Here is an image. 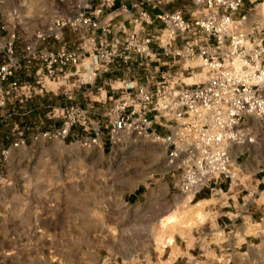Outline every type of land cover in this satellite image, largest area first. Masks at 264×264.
Returning <instances> with one entry per match:
<instances>
[{
    "label": "rangeland",
    "instance_id": "obj_1",
    "mask_svg": "<svg viewBox=\"0 0 264 264\" xmlns=\"http://www.w3.org/2000/svg\"><path fill=\"white\" fill-rule=\"evenodd\" d=\"M74 5L75 0H0V62L10 46L17 57L14 78L47 97L36 102V116L26 100L12 96L3 113L8 120H0V264H264V183L253 182L264 176V125L254 124L256 143L231 148V178L194 195L181 192L175 186L181 169H171L166 160L171 146L134 134L116 142L110 136L117 94L103 100L104 93L123 90L128 82L127 75L125 81L113 77L123 76L119 55L110 66L117 68L109 71L104 53L96 50L95 60L87 52L90 70L63 68L64 81L49 84V95L28 73L24 65L35 59L29 51L45 42L56 45L57 39L44 34L55 18L70 16ZM255 20L249 13L241 30ZM67 43L76 48L74 31ZM172 59H161L166 63L160 70L178 73L185 84L206 78L199 60L190 61L195 67L189 71L187 60ZM147 80L154 79L141 82ZM69 104L87 111L89 128L44 135L58 125L59 108ZM157 129L170 133L164 124ZM15 139L21 140L17 146ZM231 190L251 196L248 202L239 198L247 215L237 214L226 198Z\"/></svg>",
    "mask_w": 264,
    "mask_h": 264
},
{
    "label": "built area",
    "instance_id": "obj_2",
    "mask_svg": "<svg viewBox=\"0 0 264 264\" xmlns=\"http://www.w3.org/2000/svg\"><path fill=\"white\" fill-rule=\"evenodd\" d=\"M93 1L75 0L73 13L55 18L44 35L59 39L66 26L73 30L80 25L97 27L98 20L87 12ZM98 1L92 13H100L102 6L115 0ZM166 1L144 0L156 11L140 14L145 24L157 23L159 33L132 30L120 52L116 47L108 49L104 41L99 42L101 51L96 52L104 53L107 62L117 55L128 60L134 55L159 57L160 52L173 59L199 60L206 73L203 81L185 84L178 73H162L154 90L137 85L133 94L116 99L109 120L113 142L122 134H134L171 146L166 160L171 169H181L175 186L194 195L212 183L231 178V148L256 143L254 124L264 125V11L248 31L241 30L249 13L260 6L264 10V0H191L198 11L190 18L180 9H162ZM103 29L108 32L109 25ZM29 52L52 79L81 58L76 50L64 47L33 48ZM194 67L189 63L184 69L192 71ZM16 68L17 57L9 46L6 60L0 62V117L14 91H19L21 99L32 93L30 83L14 78ZM59 109L58 125L44 135L64 137L73 126L89 128L91 120L85 109L73 104ZM158 124L166 125L170 133L161 135ZM19 142L15 139L12 145Z\"/></svg>",
    "mask_w": 264,
    "mask_h": 264
},
{
    "label": "crops",
    "instance_id": "obj_3",
    "mask_svg": "<svg viewBox=\"0 0 264 264\" xmlns=\"http://www.w3.org/2000/svg\"><path fill=\"white\" fill-rule=\"evenodd\" d=\"M97 5H99L98 0H94L91 7L87 10V12L91 13L92 16L98 20L97 27L94 28V27H90L87 25H80L77 29L73 30L70 27L66 26L61 30V35H60V38L57 39L56 45L54 44L52 45L49 42H45V44L42 47V48L53 49V50L64 47V48L76 50L77 52H79L80 57H81L80 62L74 66L75 67L74 72L76 73L84 74L85 72H88L90 70L89 63L88 61L85 60L87 57L86 53L88 52V57L93 56L94 58L95 51L98 49V45L100 41H104L107 47L108 46L116 47L117 49L121 50L123 47L122 44H123L124 39L126 38V35L132 30H138L140 34H143L146 31L158 32V33L160 31V28L157 23L145 24L143 19H140V14L142 11H147L150 14H154L156 11V9L150 8L149 5H147L144 2V0H115L113 4L102 6L100 13H92L93 9L97 7ZM161 8L166 9V10L180 9L183 15L187 18L192 17L198 11L197 7L193 4L191 0H169V1L164 2L161 5ZM263 11H264L263 6H260V9L258 7L256 11L252 12L253 18H261L263 16ZM136 19H138L139 21H136ZM106 25H109L108 32H106L103 29ZM70 30L74 31L75 33V39L78 43L76 45V48H70L69 44L67 43ZM152 49H154L155 51L157 50L155 43L152 44ZM166 58L167 56H165L161 52H160L159 57H147V56H141V55H134L132 58L128 60H124L121 58L120 62L122 63V67L124 68L122 69L123 76L120 75V76H113V77H116L117 79L122 78L123 81H125V78L123 77L127 75L128 82L125 83L123 90L122 89H120L119 91L107 90L108 95H106V92H105L103 100H105L106 97L111 99L112 95L114 94L115 95L117 94L114 100L118 98L127 97V95L134 93V91H132L131 89L135 90L137 85H143L145 87H148L154 90L160 80L162 73H167L170 76L173 75L170 73V71L164 72L160 70L159 68V64L166 63L165 61H161V59L165 60ZM115 60L117 59H114V61ZM112 62L113 61L109 63V69H108L109 71H114L117 68V67L110 68V66L114 65ZM153 62H156V64L153 65L154 68L149 69L148 68L149 63L153 64ZM172 62L175 63V59H172ZM187 63L189 64L190 61H187ZM24 66H27V71L28 73L31 74L33 78L37 77L36 81L40 82V85L45 86L46 95H49L47 91L48 90L47 86L51 83L60 82L61 79L64 77V75L67 74L66 72L61 71L58 74V76L53 79L51 77L46 76L41 66V63L40 61H38V59H32L31 61H29L27 65L25 64ZM69 66H72V65H69ZM134 67H136L137 69L135 70ZM96 68L97 66L93 65V69H96ZM142 68H145L146 71L144 70L142 71V73H137V71H139V69L141 70ZM117 72L120 73L119 71ZM144 77L147 79L149 77L154 80H151V84L148 83V80L146 83L141 82V80ZM54 88H58V85H55ZM50 90H53V88H50ZM15 95L20 96L19 91H14L12 95L9 97V99ZM40 96H43V97H40ZM9 99H8V102H9ZM19 100H22L21 96ZM23 100H26V103L30 104V108L28 109V111L33 115L39 116V113L36 112V106H35L36 102L38 100L46 101L47 97L44 96L41 89L38 90L35 87H33L31 95L27 98H23ZM47 106L50 107V104H48ZM6 109H7V105L4 111H6ZM47 113L48 112H46V114ZM4 116L6 117V114H4L3 119H0V120L7 121L8 119H6ZM9 122H6V123H9ZM253 182L255 183L256 186L257 184H260V182L264 183V176H262L261 178L254 179ZM226 191L228 192V189ZM226 191H225V194H226ZM229 192L231 193L229 195L226 194L225 196L228 200L231 199V201L239 208L236 210L237 214H240L242 216L247 215L241 212L243 209V206L241 205V202H239V198H242V200H244L242 202H248L251 196L250 195H240L239 190H231ZM248 215L251 217V219H254L251 214H248Z\"/></svg>",
    "mask_w": 264,
    "mask_h": 264
}]
</instances>
